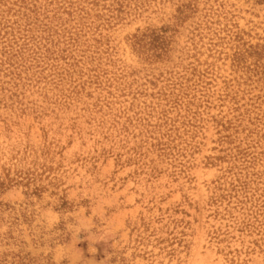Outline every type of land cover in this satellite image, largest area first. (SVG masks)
<instances>
[{
    "label": "rangeland",
    "instance_id": "374dc122",
    "mask_svg": "<svg viewBox=\"0 0 264 264\" xmlns=\"http://www.w3.org/2000/svg\"><path fill=\"white\" fill-rule=\"evenodd\" d=\"M0 264H264V0H0Z\"/></svg>",
    "mask_w": 264,
    "mask_h": 264
}]
</instances>
